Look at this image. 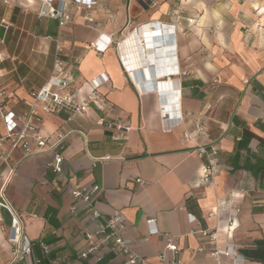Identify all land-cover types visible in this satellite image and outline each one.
<instances>
[{
    "label": "crops",
    "instance_id": "1",
    "mask_svg": "<svg viewBox=\"0 0 264 264\" xmlns=\"http://www.w3.org/2000/svg\"><path fill=\"white\" fill-rule=\"evenodd\" d=\"M95 1L78 11L69 0L71 20L60 25L38 14V0H0V156L7 155L0 157V196L31 241L26 260L11 262V217L0 207V264L123 259L117 250L79 257L83 231L95 230L97 221L71 186L89 188L103 217L119 209L123 234L150 264H163L164 234L175 238L180 264H237L213 255L228 241L243 264H264V0ZM62 2L52 0L57 8ZM56 40L68 90L81 88L82 96L91 79L108 77L98 87L102 103L39 110L31 119L48 143L62 138L59 171L53 152L26 154L22 141L8 137L1 116L26 110L24 100L48 80ZM168 65L179 72L167 73ZM169 81L176 85H159ZM178 114L182 121L165 130ZM197 123L204 128L196 131ZM196 144L217 147L208 182L200 181L207 160ZM73 204L77 211L68 214Z\"/></svg>",
    "mask_w": 264,
    "mask_h": 264
},
{
    "label": "built area",
    "instance_id": "2",
    "mask_svg": "<svg viewBox=\"0 0 264 264\" xmlns=\"http://www.w3.org/2000/svg\"><path fill=\"white\" fill-rule=\"evenodd\" d=\"M39 8L38 14L41 16H48L58 20L60 25L71 20L69 13V0H63L59 8L55 7L52 0H38ZM73 3H78L77 9L81 10L85 5L90 7L95 4V0H72ZM63 46L60 40L55 42V53L51 72L48 80L37 90L30 92L29 100H24L27 105V109L14 113L12 111H1V116L5 121L6 131L8 137L16 138V140L22 141L21 146L26 154H32L41 151H51L54 153V162L52 167L55 171L60 170V162L63 157L59 150L61 148L62 138H58L48 143L45 137L36 131L31 124L32 118H37L39 110L45 112H53L60 108H66L70 112L85 111L91 102L102 103L103 96L98 91V87L107 81L108 77L104 74H100L89 82V89L84 95H80L81 88L74 90H68V80L65 73V66L62 60ZM122 63L125 69H128L126 60L121 56ZM166 72L178 73V67L168 65ZM150 82L145 83V88L150 87ZM179 115V114H178ZM165 117V115L163 116ZM182 121L181 115L174 119L169 120L168 123H164L163 128L170 130L172 126L178 125ZM118 129L128 130V126H121L117 124ZM196 131L202 130L203 124H196ZM191 133L184 132V137L190 138ZM30 140L36 144V148L30 147ZM195 153L199 156L206 157V163L202 165L200 172V181L208 182L212 180L217 167V147L215 145L207 146L205 144H196L194 148ZM2 161H6L7 155L0 156ZM71 196L78 202H82L86 207L90 209V215L97 221V227L93 231L84 230L83 235L86 239V245L79 252V257L86 259L92 255L99 258V254L107 251H119L123 254V259L117 264H150L148 262V256L138 252L134 245L135 241L125 236L123 231L126 226V218L119 209H114L110 215L103 217L99 210L96 208L95 203L91 200V190L85 187H70ZM0 207L5 208L10 214V226L8 229L7 242L11 248V262L22 263L31 254V241L23 230L22 218L17 212H15L11 206L0 196ZM77 205L73 204L66 212L68 214H75L77 211ZM194 217L189 215V220H193ZM148 225V233L154 234L157 229L154 228V218L146 219ZM212 238H214L212 236ZM147 237L140 239L141 242L146 241ZM164 250L158 254V257L163 264H180L176 259L177 244L175 238L169 234H164ZM235 244L232 241H228L223 248L213 249V255L218 258L220 255L233 256L239 260L237 264H243L236 254ZM46 250V247H44ZM248 264V263H247ZM249 264H263L261 262L253 261Z\"/></svg>",
    "mask_w": 264,
    "mask_h": 264
},
{
    "label": "bare ground",
    "instance_id": "3",
    "mask_svg": "<svg viewBox=\"0 0 264 264\" xmlns=\"http://www.w3.org/2000/svg\"><path fill=\"white\" fill-rule=\"evenodd\" d=\"M129 67V66H128ZM159 85H163V86H166V87H171V86H175L176 85V83L174 82V84L173 83H171V81H169V82H167V83H160Z\"/></svg>",
    "mask_w": 264,
    "mask_h": 264
},
{
    "label": "rangeland",
    "instance_id": "4",
    "mask_svg": "<svg viewBox=\"0 0 264 264\" xmlns=\"http://www.w3.org/2000/svg\"><path fill=\"white\" fill-rule=\"evenodd\" d=\"M9 229V228H8ZM7 239V238H6Z\"/></svg>",
    "mask_w": 264,
    "mask_h": 264
}]
</instances>
